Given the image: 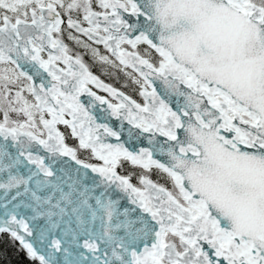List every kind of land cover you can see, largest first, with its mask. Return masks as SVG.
Returning a JSON list of instances; mask_svg holds the SVG:
<instances>
[{
    "label": "snow or ice",
    "instance_id": "obj_1",
    "mask_svg": "<svg viewBox=\"0 0 264 264\" xmlns=\"http://www.w3.org/2000/svg\"><path fill=\"white\" fill-rule=\"evenodd\" d=\"M5 235L28 264H264V0H0Z\"/></svg>",
    "mask_w": 264,
    "mask_h": 264
},
{
    "label": "trees",
    "instance_id": "obj_2",
    "mask_svg": "<svg viewBox=\"0 0 264 264\" xmlns=\"http://www.w3.org/2000/svg\"><path fill=\"white\" fill-rule=\"evenodd\" d=\"M93 71L99 74V69L97 67H93ZM108 81L106 77H101ZM121 80L123 77L121 76ZM109 82V81H108ZM120 86V85H118ZM126 92L129 91L125 89ZM63 130V129H62ZM70 144H74V140H69ZM155 179V177H153ZM18 245H13L8 237L5 235L4 237L0 238V264H28L25 260L24 255L22 252L17 251Z\"/></svg>",
    "mask_w": 264,
    "mask_h": 264
},
{
    "label": "rangeland",
    "instance_id": "obj_3",
    "mask_svg": "<svg viewBox=\"0 0 264 264\" xmlns=\"http://www.w3.org/2000/svg\"><path fill=\"white\" fill-rule=\"evenodd\" d=\"M85 59H86V57H85ZM89 63H91V61H90ZM93 67H94V66H93ZM106 78L108 79L109 83H114V84H115V81H114V80L110 79L109 77H106ZM118 85H119V84H116L117 87H119ZM124 90H125V89H124ZM125 91H126V90H125Z\"/></svg>",
    "mask_w": 264,
    "mask_h": 264
},
{
    "label": "flooded vegetation",
    "instance_id": "obj_4",
    "mask_svg": "<svg viewBox=\"0 0 264 264\" xmlns=\"http://www.w3.org/2000/svg\"><path fill=\"white\" fill-rule=\"evenodd\" d=\"M88 58L86 57V60H87ZM90 62V61H89ZM97 74V73H96ZM103 79V78H102ZM106 82H108V81H106Z\"/></svg>",
    "mask_w": 264,
    "mask_h": 264
}]
</instances>
